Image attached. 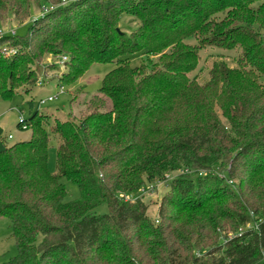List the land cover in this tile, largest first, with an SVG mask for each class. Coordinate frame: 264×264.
I'll use <instances>...</instances> for the list:
<instances>
[{"label":"trees","instance_id":"1","mask_svg":"<svg viewBox=\"0 0 264 264\" xmlns=\"http://www.w3.org/2000/svg\"><path fill=\"white\" fill-rule=\"evenodd\" d=\"M60 1L0 0V28ZM125 16L139 24L131 33ZM207 48L239 55L200 82ZM51 55L67 58L60 87L94 64L116 68L80 121L30 102L18 124L28 141L9 146L0 128V218L18 249L5 264H264V0H68L25 37L0 36V101L36 85L29 67ZM176 172L156 224L139 198ZM224 229L233 238L220 244Z\"/></svg>","mask_w":264,"mask_h":264},{"label":"rangeland","instance_id":"2","mask_svg":"<svg viewBox=\"0 0 264 264\" xmlns=\"http://www.w3.org/2000/svg\"><path fill=\"white\" fill-rule=\"evenodd\" d=\"M52 5H57L54 2ZM49 5H42V8H47ZM42 9H38L33 6L31 10V17L25 19L22 23L14 18L13 14H10L4 20L1 32L6 33L11 30L15 32V35L19 37H25L29 31L31 22L34 19L41 16ZM221 19L224 17L219 16ZM138 22L131 17H123L120 22V28L126 33H131L138 27ZM11 33V32H9ZM12 34V33H11ZM189 45H196L194 40L188 41ZM18 50L13 47L4 48L5 56L8 57L10 54L17 52ZM239 55L238 51H223L219 49L207 48L202 50L200 53V66L199 69L192 74V77L199 76L200 82L208 80V73L214 62L224 60L229 67L235 68V60ZM59 56H46L41 63L34 66H30L29 69L36 71L38 81L43 80L44 85L24 86L19 88L17 93L11 99L0 101V128L3 130V137L9 146L13 144L28 141L31 137L30 130H23L18 127L21 119L28 120L31 116L29 107L30 102L35 103L34 109L38 107L41 100L45 103L40 106V112L44 113L45 116L50 118H59L60 120H67L69 116L76 121H80L88 113V104L93 97H101L99 90L102 86L104 78L112 70L116 68L115 64H94L92 65L87 73L77 83L72 86L64 87V92L60 93V87L58 85V78L62 76L64 69H58L55 65ZM154 61L158 57L152 58ZM145 60L143 58L134 59L132 64L134 67L140 66ZM56 96V99L49 102L47 99ZM105 106L110 108V103ZM9 136H12L10 139ZM56 154L57 144L52 138L49 150L48 169L51 174L56 172ZM180 172H176L168 175L167 181L161 183L157 182L153 185H149L148 189L140 196V200L148 207L147 215L155 223H158V212L160 204L165 195L169 192V185L171 180L176 176L178 177ZM62 184L67 190V202H73L80 198V192L76 185L67 179H63ZM153 189L150 190V187ZM98 214H106L108 209L106 206H102L96 211ZM12 225L5 219L0 218V264L9 262L12 258L18 254V249L12 234ZM219 243L223 244L226 240L232 238V232L227 230H219ZM215 245H217L215 243Z\"/></svg>","mask_w":264,"mask_h":264},{"label":"built area","instance_id":"3","mask_svg":"<svg viewBox=\"0 0 264 264\" xmlns=\"http://www.w3.org/2000/svg\"><path fill=\"white\" fill-rule=\"evenodd\" d=\"M68 3V0H61L60 1V3L59 4H57V5H49L47 8H42V11H41V16H43V15H45L46 13H48L49 11H53L54 9H56V8H58V7H63V6H65L66 4ZM40 16V17H41ZM35 20V19H34ZM9 32H11L12 33V35H14L15 34V32H12L11 30H9V31H7L6 33H9ZM10 33V34H11ZM3 34H5V33H3V32H1V35H3ZM57 61L55 62V65H56V67L58 68V69H64V67H65V62H66V60H67V58L66 57H64V56H59V57H57V59H56ZM39 86H42V85H44V81L43 80H41V81H39L38 83H37ZM60 87V86H59ZM62 92H64V87H60V93H62ZM54 99H56V96L55 97H53V96H50L47 100L49 101V102H51V101H53ZM45 103V101L44 100H41L40 102H39V104H38V107H40L42 104H44ZM24 119H21L20 121H23ZM27 127L25 126V125H23V130H25ZM9 138L11 139L12 138V136H9ZM168 177V176H167ZM167 181V180H166ZM153 189V186L152 187H150V190H152ZM146 191V190H145ZM145 191H143V193H145ZM248 227H249V225H248ZM233 236V235H232ZM233 238V237H232ZM231 239V238H230Z\"/></svg>","mask_w":264,"mask_h":264}]
</instances>
